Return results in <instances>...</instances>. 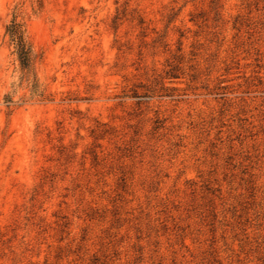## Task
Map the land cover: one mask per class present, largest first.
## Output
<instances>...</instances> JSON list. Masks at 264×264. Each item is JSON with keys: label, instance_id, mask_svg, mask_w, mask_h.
Listing matches in <instances>:
<instances>
[{"label": "rangeland", "instance_id": "374dc122", "mask_svg": "<svg viewBox=\"0 0 264 264\" xmlns=\"http://www.w3.org/2000/svg\"><path fill=\"white\" fill-rule=\"evenodd\" d=\"M0 264H264V0H0Z\"/></svg>", "mask_w": 264, "mask_h": 264}, {"label": "trees", "instance_id": "16d2710c", "mask_svg": "<svg viewBox=\"0 0 264 264\" xmlns=\"http://www.w3.org/2000/svg\"><path fill=\"white\" fill-rule=\"evenodd\" d=\"M7 33L11 44L15 49V54L19 62L20 68L24 71L25 75L32 73V51L25 40L22 26L12 21L7 28Z\"/></svg>", "mask_w": 264, "mask_h": 264}]
</instances>
